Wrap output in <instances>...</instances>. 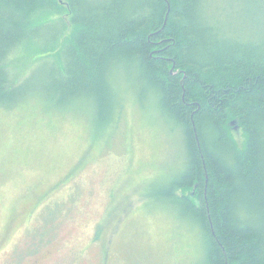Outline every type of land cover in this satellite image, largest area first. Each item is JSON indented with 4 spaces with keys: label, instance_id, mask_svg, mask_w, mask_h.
I'll return each mask as SVG.
<instances>
[{
    "label": "trees",
    "instance_id": "1",
    "mask_svg": "<svg viewBox=\"0 0 264 264\" xmlns=\"http://www.w3.org/2000/svg\"><path fill=\"white\" fill-rule=\"evenodd\" d=\"M207 3L0 0V105L36 93L102 127L122 82L180 136L183 167L156 197L196 226L203 264H264V34L227 32ZM35 52L47 67L14 81L8 59Z\"/></svg>",
    "mask_w": 264,
    "mask_h": 264
},
{
    "label": "rangeland",
    "instance_id": "2",
    "mask_svg": "<svg viewBox=\"0 0 264 264\" xmlns=\"http://www.w3.org/2000/svg\"><path fill=\"white\" fill-rule=\"evenodd\" d=\"M250 1L217 0L227 32L264 34V0ZM40 54L8 59L13 80L46 68ZM120 85L121 113L102 127L36 93L0 105V264H203L196 226L156 197L183 167L180 136Z\"/></svg>",
    "mask_w": 264,
    "mask_h": 264
},
{
    "label": "bare ground",
    "instance_id": "3",
    "mask_svg": "<svg viewBox=\"0 0 264 264\" xmlns=\"http://www.w3.org/2000/svg\"><path fill=\"white\" fill-rule=\"evenodd\" d=\"M231 123H232V124H234V121H232ZM235 127H236V128H238V126H237V125H236Z\"/></svg>",
    "mask_w": 264,
    "mask_h": 264
}]
</instances>
